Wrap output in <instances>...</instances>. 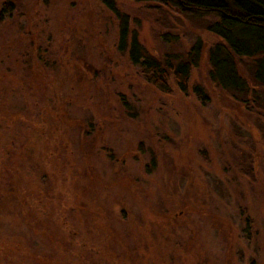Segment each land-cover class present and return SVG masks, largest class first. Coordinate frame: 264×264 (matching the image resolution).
<instances>
[{
	"label": "rangeland",
	"instance_id": "1",
	"mask_svg": "<svg viewBox=\"0 0 264 264\" xmlns=\"http://www.w3.org/2000/svg\"><path fill=\"white\" fill-rule=\"evenodd\" d=\"M113 3L118 14L103 0H0V264H264V87L250 59L247 88L222 89L208 17ZM120 14L127 42L155 56L201 41L186 93L171 77L159 91L118 49Z\"/></svg>",
	"mask_w": 264,
	"mask_h": 264
},
{
	"label": "trees",
	"instance_id": "2",
	"mask_svg": "<svg viewBox=\"0 0 264 264\" xmlns=\"http://www.w3.org/2000/svg\"><path fill=\"white\" fill-rule=\"evenodd\" d=\"M135 1L159 2L183 16L208 17L205 29L217 37L207 53L210 80L222 89L244 91L248 82L240 72L239 63L246 58L251 61L253 80L264 87V0ZM103 2L118 14L113 0ZM3 10L1 8L0 15ZM118 16L117 47L120 51L127 50L129 60L138 66L144 79L166 93L170 91L168 79L171 77L176 87L186 93L190 70L198 64L202 54L201 41L195 40L184 58L169 54L161 58L147 52L134 34L127 42L128 18L124 14ZM192 92L201 103L206 101V93L199 84L192 86Z\"/></svg>",
	"mask_w": 264,
	"mask_h": 264
}]
</instances>
